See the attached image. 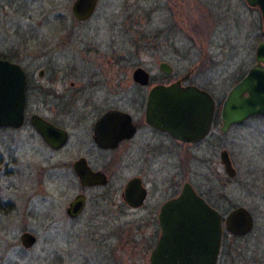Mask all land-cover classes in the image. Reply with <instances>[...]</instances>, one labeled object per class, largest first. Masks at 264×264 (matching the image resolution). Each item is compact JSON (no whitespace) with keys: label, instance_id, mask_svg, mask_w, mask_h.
<instances>
[{"label":"flooded vegetation","instance_id":"1","mask_svg":"<svg viewBox=\"0 0 264 264\" xmlns=\"http://www.w3.org/2000/svg\"><path fill=\"white\" fill-rule=\"evenodd\" d=\"M209 1L211 0H200V3L209 5ZM242 1L250 12H257L259 41L255 47L250 48L253 52L252 63L234 71V81L228 93L257 65L263 69L264 82V61L259 64L256 61L259 45L264 46L261 13L258 8L250 7L245 0ZM45 48L38 44L36 51L39 56L45 52ZM28 53L29 48L23 41L19 48L9 49L8 53L0 55L1 61L19 69L10 72L11 76L18 78V86L7 90L9 93L18 92L17 94L22 91L24 98L22 112H14L18 119L21 116L17 126H0V233L10 229L20 231L18 240H7L0 234V261H4L14 249L21 252L33 250L38 240L31 231L58 230L62 198L60 181L63 175L77 183L71 189L74 197L65 208V215L69 220H76L86 214L91 223L90 228L102 230L109 228L106 219L113 213L118 215L126 208L143 211L144 216L139 226L151 232L147 237L141 235L142 245L138 246L145 249L137 250V253H141L139 256L147 259L148 263L160 237L158 216L162 206L178 198L188 185L198 198L221 217L223 233L215 264H264V240L255 238L254 233V212H259V207H236L233 193L222 190V181L230 184L236 180L238 159L229 146H222L220 142L221 137L249 120H264V114L250 117L240 124H233L222 133L220 108L228 93L222 100H218L208 89L198 87L207 92L214 102L215 109L209 132L197 143L178 141L146 122L149 91L155 86H168L180 80L171 81V73L166 75L159 70L160 63L157 77L154 78L148 73L149 84L140 86L132 80V73L130 81L124 78L122 51L115 58V64L109 65L110 70L104 67L90 74L88 71L84 74L83 70L76 67L69 68L64 73L63 68L51 60L38 63L30 61ZM40 58L44 59L43 56ZM96 69L97 65L93 70ZM65 81H70L69 85L66 86ZM187 82L181 85H192ZM61 84L64 85L61 87ZM143 91H147L145 97L141 94ZM10 97L13 99V94ZM110 112L128 115L130 123L120 115L106 116ZM34 121L43 126L42 131L34 126ZM70 146L78 147L79 152L73 148L69 155L64 156L65 149ZM222 152H226L228 156L235 171L234 177H229L224 171ZM77 163H81V166L105 183L80 185L75 172ZM126 173L131 176L125 180ZM133 179L138 180L145 191L142 205L136 209L130 208L124 201L125 186ZM262 187L259 194L264 214V180ZM250 193L257 194L255 191ZM80 196L84 199L82 212L76 218L70 219L66 210ZM237 208L246 209L253 222L251 230L242 236L233 235L225 229L226 217ZM261 229L264 233V219ZM24 233L36 238L30 248H25L21 243ZM241 242L246 245L243 246ZM253 245L256 250L252 251ZM102 246L104 251L96 253L100 254L103 264H120L119 257L112 251L110 254L104 244ZM147 246H152L149 255H146ZM94 258L97 263H102L98 255Z\"/></svg>","mask_w":264,"mask_h":264},{"label":"rangeland","instance_id":"2","mask_svg":"<svg viewBox=\"0 0 264 264\" xmlns=\"http://www.w3.org/2000/svg\"><path fill=\"white\" fill-rule=\"evenodd\" d=\"M197 1L98 0L94 15L79 24L71 13L74 0H0V55L19 48L25 41L30 61L51 60L64 73L76 67L90 74L104 67L110 70L122 51L124 78L128 81L138 67L156 78L158 64L163 62L172 68L171 81L190 73L187 84L206 88L222 100L234 81V71L253 61L250 48L259 41L257 12H250L242 0H211L209 5ZM166 28L168 32L163 36ZM38 44L49 47L40 54L44 59L36 51ZM69 82L65 81L66 86ZM146 93L141 92L143 97ZM220 142L229 146L238 159L236 180L230 184L222 181V190L233 193L230 194L236 207H259V212L253 211L254 233L255 238L264 240L259 194L264 180V120H249L221 137ZM73 148L67 147L63 155H69ZM77 148L74 149L78 153ZM223 174L221 168L222 179ZM130 176L126 173L125 180ZM74 185L77 183L62 175L58 230L31 231L38 240L34 249L29 252L14 249L0 264H103L96 253L104 251L103 244L110 254L112 251L119 257L120 264H149L137 253L145 249L138 246L142 245L141 235L147 237L151 232L139 226L143 211L126 208L106 219L108 229L93 230L86 214L76 220L65 215V208L74 197L71 190ZM1 232L7 240H18L20 233L15 229ZM254 245L252 251L256 250ZM151 247H146V255ZM95 255L102 263L96 262Z\"/></svg>","mask_w":264,"mask_h":264},{"label":"water","instance_id":"3","mask_svg":"<svg viewBox=\"0 0 264 264\" xmlns=\"http://www.w3.org/2000/svg\"><path fill=\"white\" fill-rule=\"evenodd\" d=\"M250 7L258 8L264 25V0H245ZM98 0H74L71 13L75 21H88L95 13ZM264 46L258 47L257 63L264 61ZM19 70L8 62L0 60V126H17L18 119L14 112L23 109V93L10 92L16 88L18 79L10 72ZM164 74L171 73L166 63L159 64ZM190 73L168 86L158 85L149 93L146 103V122L157 130L170 134L174 139L186 143H197L209 132L214 115V102L211 96L196 86H182L189 79ZM263 69L257 65L234 89H232L220 108L221 132L225 133L233 124H240L253 116L264 114ZM150 76L147 71L138 67L132 73V80L147 86ZM15 80V81H11ZM22 78L21 87L23 88ZM10 94L14 98L11 99ZM247 94V97H244ZM120 115L130 123L126 114L110 112L106 116ZM34 126L42 131L43 126L34 121ZM221 161L229 177L235 176L226 152H222ZM75 172L80 185H103L97 175L91 174L81 163L75 165ZM94 178L93 181H90ZM90 181V182H89ZM145 191L138 180L127 183L124 190V201L127 206L136 209L142 205ZM84 207L82 196L76 197L66 213L70 219L76 218ZM161 226L159 240L151 252L149 264H215L223 233L221 217L202 199L198 198L190 186L186 185L180 196L166 202L158 216ZM252 217L244 208H237L225 219L227 232L242 236L252 228ZM36 238L29 233L21 236V243L30 248Z\"/></svg>","mask_w":264,"mask_h":264},{"label":"trees","instance_id":"4","mask_svg":"<svg viewBox=\"0 0 264 264\" xmlns=\"http://www.w3.org/2000/svg\"><path fill=\"white\" fill-rule=\"evenodd\" d=\"M171 31H173V29H171ZM167 32H168V29L164 30V32H162L163 36H166L165 34H167ZM157 34H158V33H157ZM157 36H159V34H158ZM136 65H138L137 62H136Z\"/></svg>","mask_w":264,"mask_h":264}]
</instances>
